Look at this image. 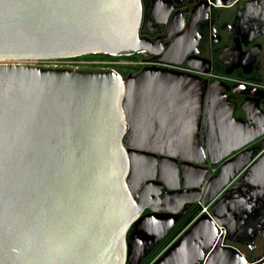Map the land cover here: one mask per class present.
I'll return each instance as SVG.
<instances>
[{
    "label": "water",
    "instance_id": "water-1",
    "mask_svg": "<svg viewBox=\"0 0 264 264\" xmlns=\"http://www.w3.org/2000/svg\"><path fill=\"white\" fill-rule=\"evenodd\" d=\"M140 21L141 0H0V264H141L169 236L152 264H247L226 244L234 240L221 216L251 176L258 183L249 191H264V144L255 145L264 132L252 133L256 122L211 97L227 86L209 85L198 69L173 72L204 81L200 128L188 137L138 135L127 131L140 95L134 79L110 68L43 64L147 55ZM170 81H154L157 96ZM150 146L204 159L185 160L188 167L222 165L201 186L182 185L175 170L178 186L161 194L164 184L142 172L139 155Z\"/></svg>",
    "mask_w": 264,
    "mask_h": 264
},
{
    "label": "flooded vegetation",
    "instance_id": "flooded-vegetation-1",
    "mask_svg": "<svg viewBox=\"0 0 264 264\" xmlns=\"http://www.w3.org/2000/svg\"><path fill=\"white\" fill-rule=\"evenodd\" d=\"M139 38L149 42L148 54L115 57L119 60L110 67L124 82L134 79V90L140 94L134 98L135 105L129 113L134 126H127L128 133L173 136L169 126L178 123L177 100L193 94L198 98L204 83L173 72L199 75L191 69L208 72L205 77L209 85L219 82L227 86L216 94L213 92L211 97L224 101L223 105L228 102L227 108L235 118L256 122L252 133L264 132V0H141ZM162 75L172 81L165 85L163 95L157 96L160 92L154 81ZM224 108L216 107L220 113ZM221 127L216 125L218 132ZM262 143L264 136L255 145ZM149 148L150 154L139 155L143 176L152 178L154 183L162 182L164 187L160 192L165 195H169L166 187L178 186L173 180L175 170L183 175L182 185L201 186L204 177L209 181L222 165L209 163L202 170L188 167L185 160L199 163L204 159L174 147ZM174 158L179 160L175 163ZM195 172H200L202 180L186 178ZM250 183L258 182L251 176L246 184L248 189ZM156 186L151 185L150 191L156 192ZM260 193L264 195V191ZM261 204V213H264L263 200ZM247 209L243 211L246 215L250 214ZM251 209L255 213L259 208ZM185 210L181 209L180 213ZM223 232L231 234L227 229ZM261 232L262 240L237 248L247 264H264V227ZM226 244L231 246L230 242Z\"/></svg>",
    "mask_w": 264,
    "mask_h": 264
},
{
    "label": "crops",
    "instance_id": "crops-1",
    "mask_svg": "<svg viewBox=\"0 0 264 264\" xmlns=\"http://www.w3.org/2000/svg\"><path fill=\"white\" fill-rule=\"evenodd\" d=\"M194 88L193 86V89ZM199 98L196 97V94H193L192 96H185L177 100L179 115L176 117H178V123L169 126L173 129L170 133L171 135L183 137L195 135L196 130L200 128V125L197 126L198 106L200 110V104L198 105ZM260 192L256 194V191H249L248 187L243 185L238 188L227 201V207H230V209L227 210L229 214L221 216V220L230 228L232 239L234 240V242H230L232 247L244 248L250 242L263 239L261 237V231L264 224L261 228L259 225L261 220L264 221V213L258 210L259 213L255 212L246 216L243 215L244 209L248 207L260 208L262 206L261 200L264 201V195L261 196ZM247 197L251 199L249 200Z\"/></svg>",
    "mask_w": 264,
    "mask_h": 264
},
{
    "label": "trees",
    "instance_id": "trees-1",
    "mask_svg": "<svg viewBox=\"0 0 264 264\" xmlns=\"http://www.w3.org/2000/svg\"><path fill=\"white\" fill-rule=\"evenodd\" d=\"M75 60L78 61H86V62H97L100 63L99 65H92V67H99V68H106V67H113V64L119 60V58L110 57V56H88L83 58H76ZM104 63V64H103ZM170 236L167 237L162 243H160L151 253L149 257L142 261L141 264H152L166 249L170 241Z\"/></svg>",
    "mask_w": 264,
    "mask_h": 264
},
{
    "label": "built area",
    "instance_id": "built-area-1",
    "mask_svg": "<svg viewBox=\"0 0 264 264\" xmlns=\"http://www.w3.org/2000/svg\"><path fill=\"white\" fill-rule=\"evenodd\" d=\"M43 64H50V65H70V66H89V67H92V65H99L100 63L86 62V61H77L75 59H69V60H63V61H52V62L43 63ZM202 212L203 213H206L207 212V209H203Z\"/></svg>",
    "mask_w": 264,
    "mask_h": 264
},
{
    "label": "bare ground",
    "instance_id": "bare-ground-1",
    "mask_svg": "<svg viewBox=\"0 0 264 264\" xmlns=\"http://www.w3.org/2000/svg\"><path fill=\"white\" fill-rule=\"evenodd\" d=\"M176 149H178V148H176ZM255 195V194H254Z\"/></svg>",
    "mask_w": 264,
    "mask_h": 264
},
{
    "label": "rangeland",
    "instance_id": "rangeland-1",
    "mask_svg": "<svg viewBox=\"0 0 264 264\" xmlns=\"http://www.w3.org/2000/svg\"><path fill=\"white\" fill-rule=\"evenodd\" d=\"M95 63H97V62H95Z\"/></svg>",
    "mask_w": 264,
    "mask_h": 264
}]
</instances>
